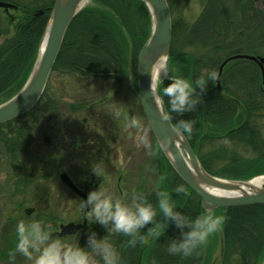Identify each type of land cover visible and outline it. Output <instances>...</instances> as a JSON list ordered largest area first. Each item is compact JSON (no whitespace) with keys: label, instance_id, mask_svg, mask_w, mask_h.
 <instances>
[{"label":"trees","instance_id":"1","mask_svg":"<svg viewBox=\"0 0 264 264\" xmlns=\"http://www.w3.org/2000/svg\"><path fill=\"white\" fill-rule=\"evenodd\" d=\"M4 1L16 5L22 17L16 19L13 25L14 22H6L5 12H0V96L12 93L25 81L54 5V0L34 1L29 6L24 5L21 0ZM96 1L98 7L84 8L71 22L47 89L35 109L26 115L44 111L45 102L56 107L58 98L48 89L52 81L68 74H76L80 79L115 80L118 83L129 81V72H132L136 79L138 53L149 36L140 12L141 6L145 8L144 3L141 0ZM168 1L172 16L179 5L185 7L189 2L181 0L177 4V0ZM242 2L206 0L201 14L188 27V49L193 48L195 51H188V67H181L180 75L189 81L204 70L215 71L217 76L222 62L233 55L264 56V0H260L255 8L254 4H248L249 0L246 4ZM36 10L38 11L35 12ZM250 11L254 12L256 20L255 47L250 44L249 37L238 35L239 30L248 34L249 28H244L243 23L248 21ZM174 26L175 24L170 56L177 54V33ZM11 27L13 31L9 30ZM120 28L128 30L131 35L133 51L130 60ZM260 77L258 64L246 59H234L224 68L220 79L221 89L216 80L210 82L195 111L177 116L168 111L167 98L164 99L174 125L179 119L194 121L193 131L186 138L194 150H198L199 159L209 173L217 174L218 170L213 165L223 153L235 157L234 170L237 178L246 177L252 172H263L262 169L260 172L253 169L255 165L261 167L264 162V139L261 132L256 130L264 128V117L261 115L264 111V95ZM170 82L167 79L164 85L167 86ZM80 105L85 106V102ZM239 112L241 119L236 121ZM22 125L25 127L26 124ZM9 128H13L11 121L0 125V145L6 143V148H10ZM20 128L22 126L17 127ZM158 148L160 176L166 177L168 185H172L171 193L176 194L174 188L179 184L186 190V194H176L183 195L181 197L185 199L179 211L190 219L202 215L200 197L175 173L161 148ZM250 149L252 151L249 152ZM145 199L154 208L157 207L155 193L145 196ZM156 210L158 217V208ZM150 226L151 223L141 230L145 239ZM179 235L180 230L170 222L165 231L148 247L145 242L141 244L139 241L135 247L130 246L129 237L123 234H114L112 243L120 253L121 264H143L146 256L148 264H203L205 247L187 258L167 252L170 240ZM223 239L221 264H234L232 256L237 253L240 259L235 264L260 263L264 255V205L224 208Z\"/></svg>","mask_w":264,"mask_h":264},{"label":"flooded vegetation","instance_id":"2","mask_svg":"<svg viewBox=\"0 0 264 264\" xmlns=\"http://www.w3.org/2000/svg\"><path fill=\"white\" fill-rule=\"evenodd\" d=\"M177 1V4L181 3V0ZM242 1L246 4L248 0ZM259 2L249 0L248 4H254L255 8ZM2 11L8 15L10 9L0 8ZM247 17L248 21L243 25L249 28V32L247 34L239 30L238 35L249 37L252 42L250 44L255 47L254 12L250 11ZM127 82L111 80V86L116 87L117 91L107 97L106 101L100 95L93 97L94 102H85V106H81V102L69 104L60 101L50 84L48 91L57 99L56 107L45 102L44 111L26 115L28 112L11 121L13 128H9L10 148H6V143L0 145V216L2 213L4 219L7 218V221L3 219L2 222L6 225L8 223L3 226L0 221V262L6 261V257L16 260L15 225L19 219L25 222L39 220L51 225L53 238L69 246L78 244L86 247L87 237L92 232L96 233L97 238L106 236L112 242L113 235L117 233L109 234L104 226L89 223L82 218L79 201L86 199L87 194L97 188L107 189L113 196L124 201L128 200L133 191L144 197L154 193L140 183L149 174L139 175L135 167L142 162L146 164L141 166L145 168L142 172L148 168V173L153 171L160 175L159 145L153 138L149 154L144 155V149L143 156L130 157L134 147L130 139L135 140L137 137V141H140L138 134L139 130L144 129L146 117L135 95H131L134 102L129 108L130 98L121 89ZM117 111L119 117L115 115ZM126 114L137 116L142 127L124 130ZM18 126L22 128L17 129ZM256 130L261 132L264 139L262 130ZM113 148L119 149V158L118 153L112 154ZM152 151H155V155L151 154ZM97 164L101 168L98 176L92 170ZM65 177L69 178L74 188L66 183ZM131 182H135V186L128 191L126 188ZM72 200L76 201L73 208L77 211V220H65L61 214L65 215L71 209ZM70 222L81 224L80 230L75 234L61 235V226ZM7 250L9 254L5 256Z\"/></svg>","mask_w":264,"mask_h":264},{"label":"clouds","instance_id":"3","mask_svg":"<svg viewBox=\"0 0 264 264\" xmlns=\"http://www.w3.org/2000/svg\"><path fill=\"white\" fill-rule=\"evenodd\" d=\"M174 71V70H172ZM149 91L154 99L163 102L167 98L168 111L177 116L185 112L195 111L201 102V96L205 93L207 85L216 80V72L204 70L194 80L189 81L182 75H170L168 60L161 56L150 67ZM171 81L164 85V77ZM163 85V87H161ZM120 116L119 111L115 113ZM166 119L170 117H165ZM194 121L191 119L176 120L173 130L178 137H189L193 131ZM140 119L135 115L124 116V130L140 129ZM143 147L151 149L152 145L147 134L139 137ZM155 155V151H152ZM98 176L101 168L99 164L92 167ZM163 176L158 177L162 182ZM176 194L186 190L182 184L174 188ZM157 207L162 214L166 226L173 223L180 230L178 238H172L167 246L170 255L187 258L204 248L211 236L223 230L224 217L205 212L190 219L186 214L176 209L170 194L155 189ZM79 208L84 219L89 223L104 226L107 233L123 234L129 237L128 244L135 247L139 241L145 242V236L141 230L151 223L156 227L157 210L148 203L143 194L133 191L127 201H124L107 189L97 188L87 194V198L79 201ZM87 209V210H86ZM16 245L18 254L32 260L33 264H121V256L118 249L106 236L97 238L95 232L87 237V246H69L53 238L51 225L39 220L25 222L19 219L15 225ZM151 235L160 236L159 232ZM216 255L220 252L217 250ZM239 254H233L232 261L238 262Z\"/></svg>","mask_w":264,"mask_h":264},{"label":"water","instance_id":"4","mask_svg":"<svg viewBox=\"0 0 264 264\" xmlns=\"http://www.w3.org/2000/svg\"><path fill=\"white\" fill-rule=\"evenodd\" d=\"M91 0H54L47 23L45 46L38 51L31 73L24 86L10 99L0 104V124L15 119L32 110L41 98L48 78L61 49L65 34L73 19ZM149 9L152 18L151 33L137 57V86L134 90L149 125L178 176L201 199L204 212L218 208H232L249 205H264V183L254 186L250 180H230L211 175L203 167L198 153L193 150L187 138L178 137L174 124L165 105L154 99L149 91L150 67L161 56L170 54L172 44V20L167 0H141ZM0 7L14 8L15 5L0 1ZM41 45V44H40ZM237 58L257 62L264 78V58L249 55H236L227 58L221 65L217 76L218 88L224 66ZM132 88L134 89L133 85ZM63 178V175H62ZM68 185L74 188L69 178ZM81 224L73 222L62 225L61 235L75 234ZM259 264H264V260Z\"/></svg>","mask_w":264,"mask_h":264},{"label":"rangeland","instance_id":"5","mask_svg":"<svg viewBox=\"0 0 264 264\" xmlns=\"http://www.w3.org/2000/svg\"><path fill=\"white\" fill-rule=\"evenodd\" d=\"M22 3L24 5H31L34 1L36 2H42V0H21ZM206 0H189V2L187 3V5L185 7H181L179 5L175 15L173 16V24H175L174 27H176V33H177V38H176V47H175V52L177 53L175 56H170L167 60H168V66L170 69V75H180V69L181 67H188V51H195L193 50V48L188 49V27L192 25V23L199 17V15L202 12V9L204 7ZM98 2L96 0H91L89 1V3H87V5L85 7H98ZM146 8V6H145ZM143 6L140 7V12L142 15V20L145 24L146 27V32L147 34H150L151 32V25H152V18H151V13L150 11L146 8L145 9ZM38 10H36L35 12H37ZM22 17V13L20 10H10L8 12L7 15V20L8 23H13V25H15V21L16 19ZM5 20V19H4ZM149 20V21H148ZM12 25V26H13ZM10 31H13V27H11L9 29ZM121 30V35H122V39L124 42V47L126 49L127 52V57H129V60L131 58L132 55V39H131V35L129 34L128 30L124 29V28H120ZM38 43V46L40 44ZM38 49V47H37ZM196 53V52H195ZM174 70V71H172ZM168 77L165 76L164 77V81L167 80ZM260 79L263 81V75L261 73V77ZM80 79L76 76V74H68L67 76L59 79V80H54L51 83V87L53 89V91L56 93V97L63 102H67V103H73V102H94L93 101V97L99 96L101 98L107 99V97H109L110 95H112L114 93V91H117L116 87L111 86L110 81H103V80H95V79ZM127 87V88H126ZM135 87V85H134ZM19 88L14 89V91H12V93H7L4 94L2 96H0V103L4 102L5 100L9 99L13 94H15ZM120 90V88H118ZM121 89L123 90V94L128 96L130 98L129 100V108L131 107V105H133L134 100L131 98V94H130V86L129 83L127 82L125 84L124 87H121ZM12 90V89H11ZM9 92V91H8ZM97 97V98H100ZM106 101V100H105ZM131 104V105H130ZM91 110V109H90ZM89 110V111H90ZM91 112V111H90ZM262 115H264V111L261 113ZM241 119V116H237L236 121H239ZM147 134L151 144L153 143L152 139L154 138L152 131L147 123V121L145 120L144 123V129L139 130V136H141L142 134ZM263 136H264V128L262 130ZM130 136V138L132 137L131 135H128V137ZM137 137H135V140L130 139V141L134 142L132 146L133 150H131L130 153V157L131 158H139V156H143L142 152H144V147L143 145L140 143V141H137ZM137 143V144H136ZM130 144V143H129ZM152 149V147H151ZM150 150L149 149H145V153H143L144 155L149 154ZM113 155H116L119 158L120 156V152L119 149L117 148H113L112 151ZM219 159L217 160V162L214 163L213 167H215L218 172H217V176L220 178H226V179H251L254 178L256 176L259 175H263L264 174V169L262 167H264V162L263 164L260 166L255 165V167H253L254 170H258V172H260V170L262 169V173H249L246 177H235V157L232 155H230L229 153H223L221 155H219ZM114 158V157H113ZM140 165V166H139ZM146 164H142V162H140L138 165H136V170L138 171L139 175H143V176H147L146 179L142 180L140 183L145 185L146 188H148L150 191H152L153 189H156L157 185L159 184V189L163 190V191H167L170 194V198L172 200V202L176 205V209L179 210L181 203H183V200L181 196H176V194L171 193L170 191L172 190L173 192V187L172 185H168L167 183V179L166 177H164V180L162 182L158 181V177H160L157 173L155 172H149V169L146 168L145 172L144 171L145 168H142L141 166H143ZM131 168V167H130ZM7 168H4L3 170H6ZM132 169V168H131ZM252 170V171H254ZM4 177V176H3ZM136 181V180H135ZM135 186V182L133 184V182H131L128 186H127V190L130 191L132 190V187ZM76 204L75 200H72L71 205L72 207H70L71 209L65 212V215H62V218H65V220H73L76 219L78 217V214L76 209L73 208V206ZM158 208V207H156ZM158 213L160 214V216L156 217V227H152L150 226V229H148V235H147V239H145V243L146 245H149L151 243V241H153L154 239V235H151L150 233L153 232H159L160 234L165 231V229L168 227V225L166 226V223L163 219L162 214L159 212L158 209ZM215 215H222L223 216V211L222 210H216L211 212ZM204 214V212H203ZM5 215V214H4ZM4 219L3 214L1 213L0 216V221L1 224L6 225L5 222L3 223L2 220ZM7 219V218H6ZM6 219H4L3 221H7ZM77 220V219H76ZM170 223V222H169ZM8 225V223H7ZM6 225V226H7ZM151 235V236H150ZM150 236V238H149ZM1 239V237H0ZM224 239H223V230L214 234L213 236H211L206 244V259H205V263L204 264H221V260H222V255L224 253ZM148 247V246H147ZM4 248V246H3ZM5 249V248H4ZM6 250V249H5ZM217 250H219L220 255L217 256L216 252ZM146 251V250H145ZM147 252V251H146ZM7 253V254H6ZM5 253V256H7L9 254V251L7 250V252ZM17 253V252H16ZM16 260H11L9 257H6L5 259H7L6 261L3 260L0 262V264H33L32 260H29L27 258H25L23 255L21 254H15ZM264 258V255H263ZM143 264H148L147 263V256L144 258L143 260Z\"/></svg>","mask_w":264,"mask_h":264},{"label":"bare ground","instance_id":"6","mask_svg":"<svg viewBox=\"0 0 264 264\" xmlns=\"http://www.w3.org/2000/svg\"><path fill=\"white\" fill-rule=\"evenodd\" d=\"M45 46V38H44V41L41 43L40 45V51H42L43 47ZM263 152H264V149H263ZM264 181V177H256L254 178L251 183L254 185V186H261L262 183Z\"/></svg>","mask_w":264,"mask_h":264}]
</instances>
